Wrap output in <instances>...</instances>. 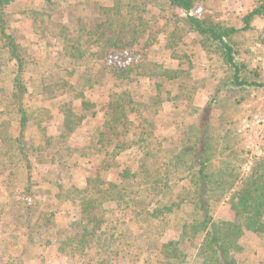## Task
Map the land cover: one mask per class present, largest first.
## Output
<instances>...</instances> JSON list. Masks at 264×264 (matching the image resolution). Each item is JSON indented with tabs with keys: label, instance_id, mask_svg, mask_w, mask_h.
Listing matches in <instances>:
<instances>
[{
	"label": "trees",
	"instance_id": "trees-1",
	"mask_svg": "<svg viewBox=\"0 0 264 264\" xmlns=\"http://www.w3.org/2000/svg\"><path fill=\"white\" fill-rule=\"evenodd\" d=\"M19 1L0 0V65L13 70L10 94L3 95L11 111L0 123V163L6 161L9 164L16 182L23 173L30 184L19 186L18 183L17 189L24 199L11 200L12 192L8 193L6 189H11L14 184L0 182V188L8 193L0 197V237H4L0 239V264H31L25 260L30 252L24 238L34 249L54 246L67 264H154V257L156 264H244L241 255L245 234L264 235V158L257 160L244 178L239 169L228 164L211 177L212 105L209 104L200 115L195 136L168 148L166 138L160 139L161 136L156 135L159 130L150 129L141 121V108L146 104L136 100L138 96L128 88V83L124 84L127 85L125 90L119 86V91L110 88L107 93L109 103L104 107L88 95L87 90L92 85L85 91L77 87L78 94L66 104L64 111L67 133L57 140L70 154H76V149L66 146L67 140L83 127H92L93 122L98 121L79 156L98 168L90 173L82 188L68 182L55 189L59 193L55 194L58 200L63 199L67 206H75L80 211L78 219L67 225L58 224L57 212L42 213V217L37 218L34 205L38 204L33 202L36 194L31 181L34 171L43 163L40 144L48 147L54 138L47 137L45 129H41L43 136L30 132L33 112L29 102L33 88L28 76L29 58L15 35L7 12ZM42 1L52 5L55 0ZM130 1L128 6H137L136 1ZM161 1L174 11L178 27L200 37L204 48L209 45L218 48L223 62L234 70L236 87L252 85L241 76L232 39L241 31L250 30L255 19L264 17V0L245 16L242 29L225 27L212 15L199 18L191 14L207 0ZM106 13L110 11L105 9ZM117 21L109 18L104 26L113 27ZM139 25L144 24L139 22ZM110 33L109 36L102 34L106 39L102 44L104 49L122 51L133 47L136 42L133 40L126 45L122 31ZM74 57L88 67L86 54L77 50ZM138 67L133 65L122 71L114 69L110 74L117 83L133 82L130 76ZM86 70L88 73L78 77L81 76L84 84H90L92 72ZM180 75L179 71L157 75L160 83L156 84V99L159 104L155 105H165L160 93L163 83L172 82ZM75 100L79 101V114L75 110ZM132 127L140 128L138 140L131 134ZM36 138L39 144L35 143ZM32 145L39 147L34 149ZM134 149L141 158L137 162L130 158L122 162V156ZM55 160L71 161L61 154L58 158L52 157L51 164ZM73 167L78 168L79 163L75 162ZM108 174L111 179L107 180ZM66 177L68 179V175ZM46 194L52 193L43 192L44 196ZM215 201L229 204L237 220L215 219L212 215ZM127 212L136 214V218L126 221ZM17 224L26 233L21 230L12 232ZM104 231L112 232L115 249L103 257L99 251L95 254L89 239ZM38 260L40 264H46L45 258Z\"/></svg>",
	"mask_w": 264,
	"mask_h": 264
},
{
	"label": "rangeland",
	"instance_id": "rangeland-1",
	"mask_svg": "<svg viewBox=\"0 0 264 264\" xmlns=\"http://www.w3.org/2000/svg\"><path fill=\"white\" fill-rule=\"evenodd\" d=\"M134 1L137 6L132 8L128 6L130 0H55L52 5L42 0H20L7 10L15 35L29 58L28 76L33 88L29 102L33 112L30 132L43 136L41 129H45L47 137L54 138L48 147L40 144L43 163L37 167L33 161V166L38 168L31 181L36 194L33 202L38 204L34 205L37 218H41L42 213L57 212L58 224L67 225L78 219L80 211L75 206H67L63 199L58 200L55 194L59 193L55 189L68 182L82 188L90 173L98 168V165L88 164L79 157L98 121H94L93 126L90 124L92 127H83L67 140L66 146L76 149V154H70L57 140L67 133L64 111L66 104L78 94L79 86L85 91L92 85L87 90L88 95L92 101L102 103L104 107L109 103V89L119 91V86L125 90L127 85L124 84L128 83V88L138 96L136 100L142 105L146 104L141 108V121L148 128L159 130L156 135L161 136L160 139L166 138L168 148L171 145L174 148L182 140L197 134L200 115L211 104V177L224 164H228L239 169L244 178L252 164L259 160L257 158H264V17L255 19L250 30L241 31L232 39L241 76L252 84L251 87L239 88L233 82L234 70L223 62L218 48L215 45L204 48L200 37L178 27L175 13L168 5L161 0ZM262 1L207 0L191 14L199 18L212 15L216 22L225 27L242 29L245 16ZM105 9L110 13L105 14ZM109 18L118 20L110 28L104 26ZM139 22L144 25H139ZM122 24L124 27L121 28ZM121 31L126 41L124 44L136 41L133 47L122 51L102 47L106 40L102 34L109 36L110 32L119 34ZM76 49L86 54L88 67L75 59ZM133 65L139 66L130 76L133 82H115L110 74L112 70L122 71ZM7 67L0 65V123L11 111L8 100L3 99V95H9L11 89L10 75L13 70ZM86 68L92 72L90 84H84L81 76L78 77L79 74L88 73ZM165 71H179L181 75L172 82L163 83L160 93L165 105L162 107L155 105L159 104L156 84L160 83L156 77ZM78 104L79 101L75 100V110L79 114ZM139 132L140 128H131V134L137 140L140 138ZM35 143L39 144L37 138ZM32 146L34 149L39 147ZM58 153L71 161L55 160L51 164L52 157L60 156ZM129 158L137 162L141 155L136 149L129 150L121 160L126 162ZM75 162L79 163L78 168L73 167ZM0 164L1 184H14L11 189H6V192H12L11 200L24 199L17 189L18 183L19 186H27L30 180L28 182L22 173L16 182L9 164L6 161ZM105 179H111V174ZM46 191L52 194L44 196L43 192ZM6 192L0 188V197L7 196ZM212 215L215 219L237 220L230 205L223 202L215 201L212 204ZM135 218L136 214L127 212L126 221ZM20 230L26 233L20 224L12 232ZM23 241L30 252L25 260L31 264H40V257L45 258L46 264H67L54 246L34 249L27 244L26 238ZM89 242L95 254L99 251L98 254L103 257L115 249L111 231L97 234ZM242 245L244 252L241 261L244 264H264V235L248 232ZM153 260L156 264L155 257Z\"/></svg>",
	"mask_w": 264,
	"mask_h": 264
},
{
	"label": "crops",
	"instance_id": "crops-1",
	"mask_svg": "<svg viewBox=\"0 0 264 264\" xmlns=\"http://www.w3.org/2000/svg\"><path fill=\"white\" fill-rule=\"evenodd\" d=\"M181 13H182V12H181ZM236 29H237V28H236ZM244 87H251V86H244ZM239 88H240V87H239ZM254 89H256V88H254ZM258 91H259V90H258ZM257 93H259V92H257ZM257 159H260V157L257 158ZM252 166H253V164H252ZM252 166H251V167H252ZM251 167H250V168H251ZM250 168H249V170H250ZM248 172H249V171H248Z\"/></svg>",
	"mask_w": 264,
	"mask_h": 264
}]
</instances>
